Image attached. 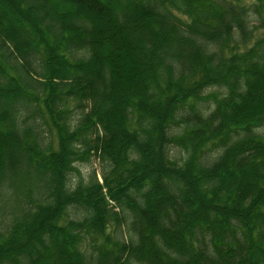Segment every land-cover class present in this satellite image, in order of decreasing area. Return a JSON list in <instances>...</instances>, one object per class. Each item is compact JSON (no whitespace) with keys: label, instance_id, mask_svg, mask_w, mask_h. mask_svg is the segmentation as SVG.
<instances>
[{"label":"trees","instance_id":"16d2710c","mask_svg":"<svg viewBox=\"0 0 264 264\" xmlns=\"http://www.w3.org/2000/svg\"><path fill=\"white\" fill-rule=\"evenodd\" d=\"M254 14L0 0V264H264Z\"/></svg>","mask_w":264,"mask_h":264},{"label":"rangeland","instance_id":"374dc122","mask_svg":"<svg viewBox=\"0 0 264 264\" xmlns=\"http://www.w3.org/2000/svg\"><path fill=\"white\" fill-rule=\"evenodd\" d=\"M241 3L245 4V5H251L252 3H254V0H240ZM253 25L255 26L254 27V34L251 38V40L246 44V46H251L252 44H254V42L256 40H258L259 38L263 37L264 36V28L261 27L259 25V21L257 20V15L254 14L253 15ZM49 136H51V139L53 140V142H56V138H55V133L54 131H52V133L50 134L48 132ZM80 172L83 176H86L87 173L92 169V168H98V163L97 161H94L92 163V165H86V164H83V165H80Z\"/></svg>","mask_w":264,"mask_h":264}]
</instances>
